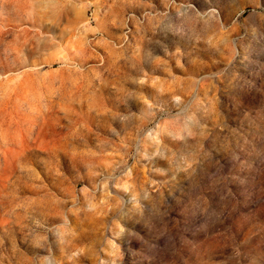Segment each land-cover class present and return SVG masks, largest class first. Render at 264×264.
I'll return each mask as SVG.
<instances>
[{"label":"rangeland","instance_id":"374dc122","mask_svg":"<svg viewBox=\"0 0 264 264\" xmlns=\"http://www.w3.org/2000/svg\"><path fill=\"white\" fill-rule=\"evenodd\" d=\"M0 264H264V0H0Z\"/></svg>","mask_w":264,"mask_h":264}]
</instances>
